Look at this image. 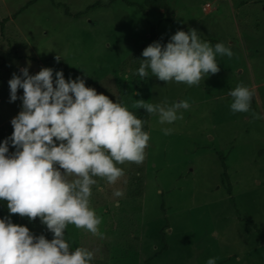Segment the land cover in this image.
Listing matches in <instances>:
<instances>
[{"label": "rangeland", "instance_id": "obj_1", "mask_svg": "<svg viewBox=\"0 0 264 264\" xmlns=\"http://www.w3.org/2000/svg\"><path fill=\"white\" fill-rule=\"evenodd\" d=\"M30 1L0 0V140L21 107L7 81L25 66L80 77L127 108H140L137 99L190 103L171 125L150 114L143 162L118 165L124 175L115 184L96 178L90 206L99 234L69 224L70 247L89 248L96 264H264V0H167L163 9L148 0ZM189 28L233 52L218 55L219 71L198 84L151 72L141 83L119 69L140 46ZM240 82L254 95L249 111L232 112L228 92ZM136 174L144 190L133 197ZM114 188L124 195L114 197ZM13 223L41 234L38 217Z\"/></svg>", "mask_w": 264, "mask_h": 264}, {"label": "clouds", "instance_id": "obj_2", "mask_svg": "<svg viewBox=\"0 0 264 264\" xmlns=\"http://www.w3.org/2000/svg\"><path fill=\"white\" fill-rule=\"evenodd\" d=\"M141 55V77L149 69L159 80L191 86L219 71L218 55L231 57L233 52L224 42L201 40L198 31L189 28L176 30L166 43H149ZM19 73L7 81L10 102L20 99L21 107L10 120V136L0 140V201L6 202L9 214L30 221L38 217L52 238L33 234L29 227L13 223L10 215L0 217V264H91L93 251L71 248L66 228L73 224L99 234L100 217L90 206L96 178L115 184L124 175L118 165L143 162L150 135L133 111L86 86L80 77L65 79L62 70L52 67L30 74L25 66ZM228 95L232 112L249 111L254 95L249 86L240 82ZM136 105L156 115L161 125L182 119L181 110L190 107L186 99L170 105L137 99ZM161 131L168 135L173 129ZM112 195L124 192L114 188ZM216 260L209 257L205 264Z\"/></svg>", "mask_w": 264, "mask_h": 264}, {"label": "trees", "instance_id": "obj_3", "mask_svg": "<svg viewBox=\"0 0 264 264\" xmlns=\"http://www.w3.org/2000/svg\"><path fill=\"white\" fill-rule=\"evenodd\" d=\"M34 0H31L29 3H32ZM147 4L152 5L156 8H165L167 6V0H148ZM67 13L69 12V10H66ZM79 14V13H78ZM81 14V12H80ZM147 45H142L139 48L136 49V51L134 53H132L128 58H126V60H124L122 62V64L120 65L119 69L121 71H123L124 73H127L129 75V77H131L132 79H140L141 83H146L148 80V73H150L151 71L149 69H146V73L147 75L141 77L138 72L137 69L140 66L141 60L143 59L141 53L144 47H146ZM131 111L134 112L135 115H137L138 118H141L143 121V127L144 129L148 132L149 129V120H150V113H147L145 109L143 108H129ZM132 184L135 185V187H131L130 188V194L134 197V196H139L142 195L143 193V184H144V174L143 175H139L136 174L133 178H132ZM6 215H10L11 216V220L12 222L18 219L19 214H9L7 207H6V202L0 201V217H4ZM41 234L45 235V237L47 239H51L52 238V233L46 229V227L41 224ZM66 238V237H65ZM91 264H96V262L92 259Z\"/></svg>", "mask_w": 264, "mask_h": 264}, {"label": "built area", "instance_id": "obj_4", "mask_svg": "<svg viewBox=\"0 0 264 264\" xmlns=\"http://www.w3.org/2000/svg\"><path fill=\"white\" fill-rule=\"evenodd\" d=\"M208 6V5H207Z\"/></svg>", "mask_w": 264, "mask_h": 264}]
</instances>
